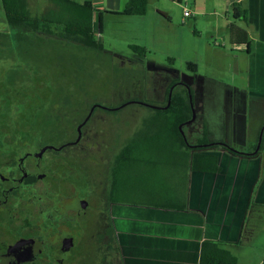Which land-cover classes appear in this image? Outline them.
<instances>
[{
    "label": "rangeland",
    "instance_id": "1",
    "mask_svg": "<svg viewBox=\"0 0 264 264\" xmlns=\"http://www.w3.org/2000/svg\"><path fill=\"white\" fill-rule=\"evenodd\" d=\"M92 1L102 12L111 9L112 0ZM230 3L148 0L144 16L105 15L98 35L100 50L62 46L58 35L39 32L26 33L19 40L16 30L5 23L0 6V89L12 88L15 103L25 99L28 105L23 109L31 113L29 122L39 129L55 130V141L64 136V129L66 139H75L78 122L92 104L98 106L89 125L95 128L97 144L115 150L134 134L155 133L162 117L171 118L150 106L164 107L165 83L179 81L184 85L174 89L183 95L185 87L191 89L187 115H194L180 129L184 141L191 144L201 139L203 126H208L210 143L226 141L237 152L250 151L264 126V98L251 93L249 56L235 50L228 41L229 29L221 27L225 19L237 27L249 24L242 15L233 18ZM184 10L188 18H183ZM129 45L143 47L145 53H135ZM256 47L253 42L252 48ZM162 145L154 144L139 153L136 164L123 168L126 195L143 201L169 193L175 173L170 162L173 154L162 151ZM182 167L177 165L185 173ZM253 208V212H264V207ZM255 227V232L246 231L255 235L246 234L243 245L235 250L239 264H258L262 258L258 248H249L264 245L262 223Z\"/></svg>",
    "mask_w": 264,
    "mask_h": 264
},
{
    "label": "flooded vegetation",
    "instance_id": "2",
    "mask_svg": "<svg viewBox=\"0 0 264 264\" xmlns=\"http://www.w3.org/2000/svg\"><path fill=\"white\" fill-rule=\"evenodd\" d=\"M15 93L0 89V264H123L109 196L125 145L97 144L93 104L77 143L90 111L75 139L63 128L55 141V130L29 122L28 103L13 102Z\"/></svg>",
    "mask_w": 264,
    "mask_h": 264
},
{
    "label": "crops",
    "instance_id": "3",
    "mask_svg": "<svg viewBox=\"0 0 264 264\" xmlns=\"http://www.w3.org/2000/svg\"><path fill=\"white\" fill-rule=\"evenodd\" d=\"M45 1L28 0L33 16L43 10ZM74 1H91L93 6L98 5L92 0ZM126 2L110 1L111 9H107L109 12L94 7L102 14L103 21L105 15L140 17L116 14L123 10ZM230 2V8L234 2H239L243 20L249 23L245 28L235 26L246 32L249 46L239 40L236 41L238 44H232L229 33L228 41L234 45L235 50L245 51L249 56L251 93L264 98V45L260 44V41H264V0ZM230 22L225 19L221 27H230ZM253 42H257L255 50L252 48ZM202 131L210 135L208 126L207 129L203 126ZM251 143H254L252 139ZM261 147L259 155L254 157L235 156L222 149L207 152L217 157L219 172L186 171L184 177L175 174L169 193L155 196L154 205L113 204L112 225L123 264H198L200 246L204 240L215 241L228 249L236 256L239 264V254L235 250L243 245L246 234H250L251 238L255 235L246 231L250 229L255 232V226L261 222L264 232V212H253V207H264V138ZM254 148L243 152L248 154ZM182 199L186 200V208L178 210L175 206L180 205ZM252 245L249 248H258L263 252L260 264L264 259V245L262 249Z\"/></svg>",
    "mask_w": 264,
    "mask_h": 264
},
{
    "label": "trees",
    "instance_id": "4",
    "mask_svg": "<svg viewBox=\"0 0 264 264\" xmlns=\"http://www.w3.org/2000/svg\"><path fill=\"white\" fill-rule=\"evenodd\" d=\"M47 5L36 15H32L28 0H0V6L3 11L4 21L11 28L16 30L17 39L25 38V34L29 32H37L43 34H55L59 36L58 41L64 44H75L82 48L100 50L102 45L98 40V35L102 33V14L95 9L91 1H83L82 3L74 0H46ZM174 1V0H171ZM179 2V0H177ZM148 0H127L122 11L116 13L123 16H144L147 11ZM232 13L235 18L239 15L243 16L239 2L231 5ZM232 44H238L241 41L247 47L249 42L247 34L233 25L228 27ZM21 33V34H18ZM46 37V36H45ZM129 48L143 55L145 50L137 45H129ZM191 69L196 70L193 64H189ZM184 95L173 89L169 105L166 109H157L158 112L165 115L171 114V118L162 117L160 127L156 128V132L149 135L134 134L125 142V149L121 152L117 165L113 171L112 190L113 194L109 196L110 202L128 203V204H152L155 198L149 197L146 200L138 201L132 196L124 193L125 176H122L123 168L127 170L128 166H132L140 160L139 153L152 148L155 144H165L161 146V150L165 153H172L173 165L171 168L175 170L174 175L184 177L186 171H195L203 173H218L219 166L217 157L206 154L215 149H222L235 156L254 157L259 155L262 150L263 134L259 150L253 155H247L231 149L226 142L210 143L207 140V131L203 132L202 138L194 143L184 141V138L178 129L179 125L190 120L191 115H187L189 108V96L191 89L185 87ZM168 90L164 95V105L167 104ZM189 93V94H188ZM158 124V123H156ZM159 125V124H158ZM264 131V130H263ZM264 133V132H263ZM122 161H126L122 162ZM167 161V159H166ZM170 164V163H169ZM177 165H183L185 173H181L177 169ZM183 169V170H184ZM180 205L175 206L178 210L186 208V200L182 199ZM198 264H237V258L228 249L222 247L219 243L210 240H204L200 246V254ZM260 264H264V259Z\"/></svg>",
    "mask_w": 264,
    "mask_h": 264
},
{
    "label": "water",
    "instance_id": "5",
    "mask_svg": "<svg viewBox=\"0 0 264 264\" xmlns=\"http://www.w3.org/2000/svg\"><path fill=\"white\" fill-rule=\"evenodd\" d=\"M171 94H172V88H171V89L169 90V92H168V97H167V104H166V106H164V107H160V108H158V107H154V106H150V107H151V108H155V109H166V108L168 107V105H169L170 98H171ZM189 100H190V96H189ZM90 114H91V111L89 112V115H88L87 118L83 121V123L80 124V125L77 127V138H76V140L74 141V143H77V142L79 141V139H80V137H81L80 128H81V126L86 122V120L88 119V117L90 116ZM193 119H194V115H193V113H192V118H191L190 120L186 121L184 124L190 123ZM182 125H183V124H182ZM182 125H180V126L178 127L179 130L181 129ZM263 130H264V126H263L262 129L260 130V133H259V136H258V142H257L256 150H255L252 154H254V153L258 150V148H259V145H260V142H261V139H262V133H263ZM181 134H182V132H181Z\"/></svg>",
    "mask_w": 264,
    "mask_h": 264
},
{
    "label": "built area",
    "instance_id": "6",
    "mask_svg": "<svg viewBox=\"0 0 264 264\" xmlns=\"http://www.w3.org/2000/svg\"><path fill=\"white\" fill-rule=\"evenodd\" d=\"M189 16H190L189 12L187 10H184L183 18H188Z\"/></svg>",
    "mask_w": 264,
    "mask_h": 264
}]
</instances>
